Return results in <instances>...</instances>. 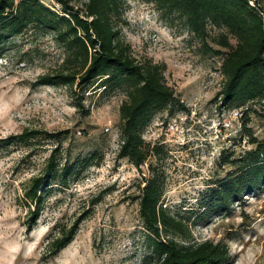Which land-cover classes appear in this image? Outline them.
Returning <instances> with one entry per match:
<instances>
[{"label": "rangeland", "instance_id": "374dc122", "mask_svg": "<svg viewBox=\"0 0 264 264\" xmlns=\"http://www.w3.org/2000/svg\"><path fill=\"white\" fill-rule=\"evenodd\" d=\"M84 2L75 0L74 6L82 8ZM123 11L118 30L124 42L139 61L152 59L166 66L167 83L187 111L173 103L155 112L144 140L163 146L164 154L161 161L151 157L137 169L118 158L124 91L107 92L97 82L82 97L80 112L69 88L33 86L63 63L65 52L53 36L30 29L11 38L0 60V141L40 130L61 136V168L95 152L102 160L84 169L68 188L53 183L31 230L34 206L25 193L59 143L44 135L28 143L0 145V264H142L146 231L138 186L153 175L150 166L164 173L165 207L195 220L196 242L227 244L233 264H264V190L236 203L227 217H198L209 188L234 170L220 165L221 154L227 151L239 160L254 149L237 128H222L224 116L214 103L224 84L222 58L211 56L180 20L169 19L152 3L124 0ZM208 33V45L219 49L212 40L221 31L209 26ZM231 43L236 44L234 39ZM250 110L249 126L264 142V110L254 104ZM75 224L77 235L65 249L55 256L46 251L57 227Z\"/></svg>", "mask_w": 264, "mask_h": 264}, {"label": "trees", "instance_id": "16d2710c", "mask_svg": "<svg viewBox=\"0 0 264 264\" xmlns=\"http://www.w3.org/2000/svg\"><path fill=\"white\" fill-rule=\"evenodd\" d=\"M61 6L56 13L40 0H0V60L13 37L30 29L53 36L63 48L65 57L58 70L45 74L33 85L66 87L76 101L78 111H84L83 96L99 83V89L124 91L127 100L120 107L122 144L118 158L127 159L140 169L151 158L158 162L163 146H152L144 140V131L156 111L176 103L187 111L184 102L176 99L175 91L166 80V66L152 59L139 61L118 30L123 17L124 0H85L82 8L75 0H55ZM157 6L166 17L180 20L185 29L200 38L203 47L213 57H221L222 90L214 103L221 114L241 109L239 136L248 138L253 150L243 152L234 160L227 151L220 156V165L234 168L227 177L209 188L198 217L229 216L236 203L264 190V142L255 138L250 123V105L264 110V0H143ZM253 3V4H252ZM221 31L212 41L219 49L208 45V27ZM234 39L236 44L231 43ZM181 111V112H182ZM56 140L55 148L43 174L32 180L25 198L34 211L29 222L31 230L44 210L47 194L53 183L68 188L82 171L98 165L102 158L95 152L61 168L57 159L61 136L40 130H26L0 141L3 147L28 143L44 136ZM98 159L97 164L94 160ZM82 168V169H81ZM153 175L139 184L140 216L146 231V253L142 264H233L229 246L223 242H196L191 216L172 213L163 204L164 173L150 166ZM142 185H144L142 187ZM47 191V192H46ZM194 212H191V215ZM78 224V222H77ZM77 224L71 228L57 227L49 238L46 251L52 256L65 249L75 238Z\"/></svg>", "mask_w": 264, "mask_h": 264}, {"label": "built area", "instance_id": "2783aa9c", "mask_svg": "<svg viewBox=\"0 0 264 264\" xmlns=\"http://www.w3.org/2000/svg\"><path fill=\"white\" fill-rule=\"evenodd\" d=\"M48 1H50L52 3L51 4L52 6L51 5L49 6L45 0H40V2L43 5L49 7L54 12H56V13H60L61 12L60 4H58L55 0H48ZM223 116H224V118H223V122H222V128L225 131H232V130H235V128H237L238 131L240 132L241 127H242V124H241L242 110L241 109H237V110H232L230 112H226V113L223 114ZM171 129L174 130L175 129V125H172Z\"/></svg>", "mask_w": 264, "mask_h": 264}]
</instances>
